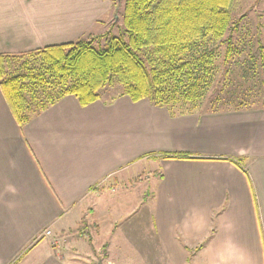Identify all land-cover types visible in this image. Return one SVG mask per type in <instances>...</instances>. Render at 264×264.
Here are the masks:
<instances>
[{
	"label": "crops",
	"instance_id": "crops-1",
	"mask_svg": "<svg viewBox=\"0 0 264 264\" xmlns=\"http://www.w3.org/2000/svg\"><path fill=\"white\" fill-rule=\"evenodd\" d=\"M114 9L113 0H0V53L104 33ZM249 104L183 110L123 94L83 106L68 94L19 124L0 87V264H76L53 232L146 161L160 173L148 226L132 239L144 251L153 241L163 264H264V104ZM176 152L190 158L165 157ZM191 246L203 259L190 262Z\"/></svg>",
	"mask_w": 264,
	"mask_h": 264
},
{
	"label": "trees",
	"instance_id": "trees-1",
	"mask_svg": "<svg viewBox=\"0 0 264 264\" xmlns=\"http://www.w3.org/2000/svg\"><path fill=\"white\" fill-rule=\"evenodd\" d=\"M233 1L125 0L121 22L116 19L110 27L118 28L116 35L107 30L76 41L0 53L1 90L19 124L68 94L86 106L102 98L103 88L115 85L121 89L118 95L134 101L148 98L155 105L181 108V102L202 105L215 79L218 49L226 45L227 65L235 49ZM233 99L209 100V109L249 104L234 105ZM165 157L190 158L182 152Z\"/></svg>",
	"mask_w": 264,
	"mask_h": 264
},
{
	"label": "rangeland",
	"instance_id": "rangeland-1",
	"mask_svg": "<svg viewBox=\"0 0 264 264\" xmlns=\"http://www.w3.org/2000/svg\"><path fill=\"white\" fill-rule=\"evenodd\" d=\"M113 2L115 9L109 19L110 27L117 24L116 19L121 22L125 5V0H113ZM232 4V20L238 21V27L232 38L235 49L228 65L223 62L226 45L218 49L215 59V79L212 80L206 100L202 101L205 109L209 108V100L229 99L231 96L235 98L234 105L264 104V59L262 57V53L264 54V0H235ZM118 6L119 11L116 13ZM109 26L106 27V31L111 30L114 35L118 34L117 27L110 29ZM99 27V25L95 26L96 29ZM101 28L104 29V27ZM228 35L229 32L225 37ZM120 90L118 85L107 86L100 93L102 98L109 99L110 96H119ZM180 104L183 106L180 109L183 110L188 109L187 105H191L187 102ZM133 165L132 163L130 168L117 175L114 188H109L108 183L105 182L101 190L109 192L102 195L100 203L91 205L93 211H90L87 206L81 210L77 209L74 218L67 220L64 225L59 226L60 229L53 232L52 243L59 254L76 264H123V262L124 264H148L154 260L163 264L167 260L164 258H169L163 255L156 245H154L155 248L151 246L156 244L153 241L144 246L148 249L147 251L152 250L155 253L154 255L151 252L152 255H149L139 243L132 240L136 238L138 241L142 237L143 228L148 226V214L154 210L155 206L151 193L157 178L155 173H160V169L153 161H146L145 165L144 163ZM215 224L216 219H213V226ZM210 235L211 232L198 245L205 243ZM119 239L120 242L129 244L131 250L125 248L112 250L111 244ZM158 249L160 251L157 252ZM189 258L190 262L203 259L202 254L197 255L196 249H192V246Z\"/></svg>",
	"mask_w": 264,
	"mask_h": 264
},
{
	"label": "built area",
	"instance_id": "built-area-1",
	"mask_svg": "<svg viewBox=\"0 0 264 264\" xmlns=\"http://www.w3.org/2000/svg\"><path fill=\"white\" fill-rule=\"evenodd\" d=\"M49 233V232H48Z\"/></svg>",
	"mask_w": 264,
	"mask_h": 264
}]
</instances>
